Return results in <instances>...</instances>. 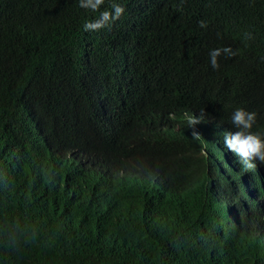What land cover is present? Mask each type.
<instances>
[{
    "label": "trees",
    "instance_id": "obj_1",
    "mask_svg": "<svg viewBox=\"0 0 264 264\" xmlns=\"http://www.w3.org/2000/svg\"><path fill=\"white\" fill-rule=\"evenodd\" d=\"M238 107L264 137V0H0V264H259L264 176L216 178L249 239L204 192Z\"/></svg>",
    "mask_w": 264,
    "mask_h": 264
},
{
    "label": "clouds",
    "instance_id": "obj_2",
    "mask_svg": "<svg viewBox=\"0 0 264 264\" xmlns=\"http://www.w3.org/2000/svg\"><path fill=\"white\" fill-rule=\"evenodd\" d=\"M103 3L104 0H79L80 7L91 11H97ZM112 9V12L103 11L100 17L94 22H86L84 24V29L86 31L99 30L102 27L108 26L112 21L118 19L124 11L120 5L115 3L112 5ZM200 26L207 27V24L205 21H200ZM246 39H253V37L250 33H248L246 34ZM221 51L229 57L238 54L230 48L213 50L210 53V57L214 68L218 67L217 56ZM190 118H193L190 120L189 124L190 126H194V130L189 126L191 131L188 138L192 141H197L201 139V136L198 134L195 125L200 123L202 120L200 116L195 117V115H191ZM256 118L257 113L238 107L231 115V124L236 130L233 131L225 125L220 128L218 131L220 139L218 141H223L225 148L237 157L238 162L235 158H231L232 161H234L240 168H236L235 171L228 159H226L225 163L227 167H219V176L210 173L209 180L204 191L206 199L213 205L222 209L225 214L224 217L234 224L236 230L244 237V239H249L257 233L256 228H253V226L255 227L253 224L254 222L252 223L244 218V211H246L247 214L254 215V203L259 200L248 193L240 195L238 193L230 192V188L227 189L226 187V182H217L216 178L222 180L228 179L229 175H234L241 179V181L244 179L245 181H248L254 172L264 176L261 172V166L259 164V162L264 164V137H261L259 133L251 131L256 122ZM205 168H208V164H205L204 171ZM225 171L228 172L225 173ZM144 179H148L153 182L152 178L145 177ZM17 242L18 239H10L5 243L15 245ZM257 243L261 245L260 249L264 252L262 240L257 241ZM258 263L264 264V255L259 257Z\"/></svg>",
    "mask_w": 264,
    "mask_h": 264
}]
</instances>
